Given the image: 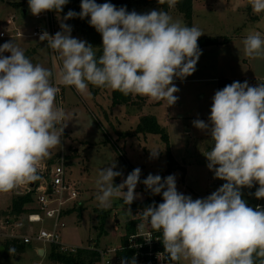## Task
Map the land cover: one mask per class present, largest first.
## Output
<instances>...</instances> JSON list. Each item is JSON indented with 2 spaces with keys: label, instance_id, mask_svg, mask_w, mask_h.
Returning <instances> with one entry per match:
<instances>
[{
  "label": "clouds",
  "instance_id": "9594fccd",
  "mask_svg": "<svg viewBox=\"0 0 264 264\" xmlns=\"http://www.w3.org/2000/svg\"><path fill=\"white\" fill-rule=\"evenodd\" d=\"M68 2L28 0V7L33 16H39L53 10L60 13ZM158 3L171 8L177 0ZM248 3L254 14H264V0ZM80 7L79 13L69 10L63 20L90 17V26L102 36V54L97 57L92 45L72 37L66 23L61 22V31L55 35L42 32L39 40L46 41L61 60L57 83L72 86L81 95H90L91 84L174 105L179 89L173 81L195 72L202 54L198 39L204 33L162 10L141 14L96 0H81ZM243 45L247 57H264V36L259 31L250 32ZM5 52L11 55H0L2 192L37 179L50 150L62 147L67 127L66 113L56 104L59 88L52 83L53 71L33 64L15 42L0 45V53ZM208 120L197 119L193 125L209 133L214 143L204 154L207 168L214 178L225 181L212 194L193 200L177 191L175 175L149 174L141 181L140 168L114 186V178L123 175L114 171V161L100 171L96 199L101 208L110 207L113 197L130 206L139 197L138 183H143L153 195L162 194L163 202L146 207L140 216L152 229L162 231L164 253L173 264H255L254 254L264 258V208L248 206L241 189L258 184L254 196L264 198V83L250 86L247 81H234L217 90ZM159 152L151 151V156ZM131 264H136L135 257Z\"/></svg>",
  "mask_w": 264,
  "mask_h": 264
},
{
  "label": "rangeland",
  "instance_id": "374dc122",
  "mask_svg": "<svg viewBox=\"0 0 264 264\" xmlns=\"http://www.w3.org/2000/svg\"><path fill=\"white\" fill-rule=\"evenodd\" d=\"M77 1L80 6L81 0ZM105 2L116 7L124 5L141 14L161 9L157 5L138 7L135 0H96L98 4ZM201 2L195 0L197 13L192 20V26L204 33L199 39L229 38V42L216 46H223L218 50L210 48L203 52L196 64L197 73L183 80L174 79L173 83L179 89L174 94L178 100L168 106L166 100L157 102L139 95H124L108 87L89 84L90 95H81L72 86L58 84L56 73L60 70L61 60L57 53H52L46 47V41L30 37L42 23L37 22L31 14L28 0H0V34L6 33L5 39L0 38V45L15 42L33 64H40L53 71L52 83L59 88L56 104L66 113L64 122L67 127L62 135V147L50 150L51 155L41 162L36 174V180H41V183L49 181L51 170L64 162L66 182L70 191L78 194V198L67 206L68 211L64 213L66 228L61 232L62 245L76 249L116 247L125 233L127 223L133 219L143 221L139 220L142 219L140 213L151 205L143 204L146 200L153 199L155 205L163 202L162 194L153 195L143 183H138L135 192L139 197L130 206L124 204L122 198L113 197L110 207L101 208L96 199L100 194L96 181L100 171L114 161V171L123 174L114 178V186L122 183L135 168L141 169V181L149 174H158L162 178L175 175L177 191L190 195L193 200L206 198L225 183L214 178V172L207 168L208 161L204 154L211 150L214 142L208 132L194 127L193 121L199 119L210 123L208 117L212 98L218 90L217 82L220 79H247L245 81L250 86L264 83V57H247L242 40L229 46L236 36H247L249 29L237 30L242 15H233L231 12V15H226L221 9L245 6L246 11L248 0H210V10L206 13L199 11ZM251 12L254 14L252 9ZM168 14L173 20H180L187 25L177 9H171ZM64 16H56V32L61 31V22L70 25L69 20H63ZM257 26V29L252 28L253 32L259 31L264 36V20ZM71 28L72 37L92 45L97 57L102 54V36L94 27ZM18 34L22 37L16 38ZM0 55L10 56L11 53ZM215 77H219L218 81L214 80ZM145 117L155 118L160 129L168 136V143L161 134L140 127ZM59 127L57 125V129ZM155 150L160 152L153 158L151 151ZM169 153L175 163L171 172ZM25 183L7 192L0 191V264H61L49 257L52 246L38 243L25 245L23 242V236L37 234L43 229H49L51 225L44 219L38 201L34 198L35 193L30 192ZM258 187L255 184L252 188L241 189L242 199L253 209L258 202L264 208V198L256 199L254 196ZM124 190L127 191L126 188ZM30 194L33 196V203L27 207L30 212L18 219L10 216L13 199ZM31 214H40L42 222L31 224L28 220ZM19 224L24 226L20 228ZM9 244L11 250L16 246L22 251L8 253L6 248ZM260 259L263 258L254 254V260ZM181 264L187 262L181 261Z\"/></svg>",
  "mask_w": 264,
  "mask_h": 264
},
{
  "label": "built area",
  "instance_id": "2783aa9c",
  "mask_svg": "<svg viewBox=\"0 0 264 264\" xmlns=\"http://www.w3.org/2000/svg\"><path fill=\"white\" fill-rule=\"evenodd\" d=\"M34 18L42 24L33 31L31 38H39V35L44 31H47L50 35H55L56 22L52 11L43 12L39 16H34ZM21 37L20 34L16 36V38ZM0 38L5 39L6 33H1ZM51 52L54 53L52 50ZM65 177L66 170L63 162L51 170L49 181L41 183V180L35 179L25 183L27 189L35 193L34 198L38 201L44 219L51 223L49 229H43L37 234L30 233L23 236L22 239L25 245L38 243L45 246H58L60 252L63 253H76L78 250H96L98 259L95 264H121L122 260L126 264H131L133 257H135L136 264H173L172 261L167 259V253H164L161 242L162 231H155L147 222L137 221L136 219L131 221L133 223L132 231H127L125 228V233L120 237V242L116 247L76 249L62 245L61 232L66 228L64 213L68 211L69 207L67 206L78 198L76 191H70ZM32 183L33 187L31 186ZM257 206L263 208L260 202ZM28 220L31 224L42 222L40 214H31ZM23 226V224L18 225L20 228Z\"/></svg>",
  "mask_w": 264,
  "mask_h": 264
},
{
  "label": "trees",
  "instance_id": "16d2710c",
  "mask_svg": "<svg viewBox=\"0 0 264 264\" xmlns=\"http://www.w3.org/2000/svg\"><path fill=\"white\" fill-rule=\"evenodd\" d=\"M194 0H177L176 3V9L178 12L183 15L184 19L186 20L187 26H192V20H193V4ZM135 5L138 7H149L152 5H157L161 8L162 11L169 12L170 7L167 3L159 4L158 0H135ZM124 7V5H120L117 8ZM128 12L133 11L131 8L125 7ZM69 10H73L77 13L81 11V7L78 4L77 0H69V2L63 7V11L60 13H57L56 11H52L54 15V19L56 20L57 15H66ZM90 19L88 17H85L84 19H80L79 17L69 19L70 26L71 27H80L84 29H90L92 26H90L89 21ZM229 42V38H225L223 40L213 39V38H202L198 40V46L199 49L205 48V47H211V46H219L223 45ZM234 81H239L241 83L244 82V80H230V79H220L218 81V90L223 89L226 85H229L233 83ZM144 130H147L151 133L155 134H161L163 136L164 141L168 143V136L164 133L162 129H160L158 123L156 122L154 117H145L141 121V126ZM169 171H172V168L175 166V163L173 162V158L171 154L169 153ZM32 194L24 196V197H16L13 199L12 202V211L10 212V216H12L14 219H18L22 217L23 215L29 213L27 207L33 203ZM138 204V203H134ZM140 204V203H139ZM142 204V203H141ZM145 205H152L153 199H148L143 203ZM142 204V205H143ZM127 231H132L133 229V223H127L126 224ZM14 245H16V242H13ZM10 244L6 248V251L8 253H16L21 252V249H18L16 246L15 249L10 248ZM97 249V248H94ZM11 250V251H10ZM49 257L58 263L61 264H95L98 259V254L96 250H78L76 253H63L60 252L58 246H52L51 253ZM264 259V258H263ZM261 260H255V264H261Z\"/></svg>",
  "mask_w": 264,
  "mask_h": 264
},
{
  "label": "crops",
  "instance_id": "0c3cea01",
  "mask_svg": "<svg viewBox=\"0 0 264 264\" xmlns=\"http://www.w3.org/2000/svg\"><path fill=\"white\" fill-rule=\"evenodd\" d=\"M209 1L210 0H202V2L200 3V6L201 7L199 8V11L204 12V13L209 12V10H210V8H209L210 7ZM193 4H194L193 5V10H194L193 17H194L195 12L197 11L196 4H195V0H194V3ZM247 7L248 8L245 11V6L242 7V8L241 7L236 8L235 6H230V7L227 6V8H222L221 11H222V13H227L226 15H231V13L233 15H235V14L242 15V21H241V24L239 25L240 27L237 26V30H240L241 28L242 29H249L248 31L250 33V32H253L252 28L257 29V27H258L257 25H259L261 23V21L264 20V18H261L262 16H264V14L259 15V18H257V14H252L250 4H247ZM171 9L172 10H176V6L175 7H171ZM24 15H25V11H24ZM245 37L244 36H240V35L238 37L236 36L234 42L232 44H230L229 46H233V44H235V45L238 44V42H239L238 40H240V41L242 40L243 41ZM210 48H217V50H218L219 48H223V46H221V47H216V46H213V47L212 46L211 47H205V48L200 49L201 50V53L205 52L206 50H208ZM232 51H233V49H232ZM217 54H218V52H217ZM219 66H221V64ZM197 72L198 71L196 70L194 73H197ZM218 79H219V77H215L214 78L215 81H218ZM230 80H239V79H237V78H230ZM240 80H244L245 81L247 79H240ZM253 86H255V84Z\"/></svg>",
  "mask_w": 264,
  "mask_h": 264
},
{
  "label": "water",
  "instance_id": "95a60500",
  "mask_svg": "<svg viewBox=\"0 0 264 264\" xmlns=\"http://www.w3.org/2000/svg\"><path fill=\"white\" fill-rule=\"evenodd\" d=\"M31 186L33 187V183L31 184Z\"/></svg>",
  "mask_w": 264,
  "mask_h": 264
}]
</instances>
